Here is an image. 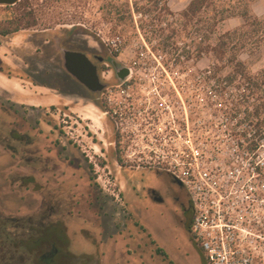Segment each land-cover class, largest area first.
Wrapping results in <instances>:
<instances>
[{
    "label": "rangeland",
    "instance_id": "1",
    "mask_svg": "<svg viewBox=\"0 0 264 264\" xmlns=\"http://www.w3.org/2000/svg\"><path fill=\"white\" fill-rule=\"evenodd\" d=\"M22 2L36 6L35 0ZM137 2L140 5L145 1ZM188 2L167 0L173 12L181 11ZM12 5H0V21L14 14V7H8ZM54 6L59 13L52 7L36 20L34 27L0 36V159L10 160L11 172L37 175L42 194L53 197L60 208L59 217L73 224L75 232L71 242L74 250H94L88 248L90 238L86 236L85 228L90 224L88 220L95 219L98 223L100 218L106 227V264H206L191 241L189 228L176 217L175 198L186 197V190L162 170L138 171L122 161L118 163L116 156L122 158L115 143V128L99 105L101 91L123 81L115 76L109 60L114 59L128 69L136 58L141 44L138 32L142 35L135 21L137 16H134V28L124 31L102 16L97 0H80L77 5L54 3ZM154 24L156 27L157 22ZM160 26L166 27L164 22ZM217 30H226L224 21ZM116 35L121 37L122 43L118 55L113 56L115 51L111 44ZM157 40L151 41L157 46ZM197 41V35L191 31L188 36L175 35L169 42H175L181 51L185 45L192 50ZM63 49L81 51L92 62L102 58L103 62L96 66L103 85L100 91H89L65 70ZM159 52L165 55L166 65L173 62L170 70L167 69L170 78H188L192 83V78H197L209 62L205 56L198 62L183 58L178 64L174 59L169 60L166 53ZM238 57L247 62L248 70L254 74L264 69V52L251 58L240 53ZM149 67L140 73L142 78H165L159 77V68L152 64ZM230 73V66L214 71L219 78L230 76ZM190 85L186 84L183 90H192ZM30 187L26 190L27 196L34 202L33 195L29 194ZM135 205L145 210L143 214H147L150 223L164 229L171 246L167 248L171 259L155 252L162 243L147 236L142 221L138 235L127 237L126 232L132 227L125 212L130 215L129 209ZM116 207H122L127 227H122L124 233L121 236L110 239L108 236L116 233L111 224ZM123 218L122 223H125ZM115 237L116 242L112 243ZM136 241L140 243L138 249H135ZM173 250L185 258H178ZM174 256L177 258L172 260Z\"/></svg>",
    "mask_w": 264,
    "mask_h": 264
},
{
    "label": "built area",
    "instance_id": "2",
    "mask_svg": "<svg viewBox=\"0 0 264 264\" xmlns=\"http://www.w3.org/2000/svg\"><path fill=\"white\" fill-rule=\"evenodd\" d=\"M138 33L128 75L101 91L121 161L162 170L186 190L189 230L206 264H264V124L246 116L254 104L248 83L214 75L208 57L194 83L170 78L173 62L166 65L155 41ZM121 43L116 35L113 50L119 53ZM151 64L165 78H142ZM246 99L249 106L239 104Z\"/></svg>",
    "mask_w": 264,
    "mask_h": 264
},
{
    "label": "trees",
    "instance_id": "3",
    "mask_svg": "<svg viewBox=\"0 0 264 264\" xmlns=\"http://www.w3.org/2000/svg\"><path fill=\"white\" fill-rule=\"evenodd\" d=\"M23 0L12 6L14 14L7 20L0 21V36H8L22 29H28L36 25V20L47 14L54 7V3L71 2L74 5L80 0H37L32 6ZM100 2L99 10L102 16L115 26H121L124 31L134 28V16L138 30L141 31L145 41L150 42L157 38L155 51L159 50L168 55V59L199 60L202 57H210L214 62L212 72L225 66L231 67V75L225 78L237 79L248 83V97L254 98L251 103L253 111L246 113L248 119H256V126L264 124V69L256 74L248 70L247 62L239 59L240 53H246L249 58L255 54L258 56L264 52V14L257 16L252 10V4L258 0H190L186 7L179 12H173L167 0H144L138 4L137 0H97ZM230 17H240L243 22L233 28L218 32V25ZM168 18L172 21L168 22ZM154 21L157 22L156 27ZM166 21V22H165ZM165 23L166 27L160 26ZM192 28V29H191ZM194 32L198 41L190 50L185 45L179 51V47L169 42L175 35L185 34L188 36ZM165 31L167 33L165 34ZM187 47V48H186ZM118 51L113 52L117 56ZM225 61V62H224ZM224 64L217 66V64ZM244 102V104H243ZM239 102L240 105L249 106V100ZM100 108H104L99 103ZM116 161H121L116 156Z\"/></svg>",
    "mask_w": 264,
    "mask_h": 264
},
{
    "label": "flooded vegetation",
    "instance_id": "4",
    "mask_svg": "<svg viewBox=\"0 0 264 264\" xmlns=\"http://www.w3.org/2000/svg\"><path fill=\"white\" fill-rule=\"evenodd\" d=\"M93 62L98 67L103 61ZM0 160V264H106V227L100 218L98 223L95 219L88 220L90 224L85 228L86 236L90 238L87 240L88 248L94 250H74L71 242L75 232L73 224L59 217L60 208L54 203L53 197L47 198V193L42 194V184L37 175L33 172H11L10 160L5 157ZM28 187L31 188L29 194L33 195L34 202L29 201L26 191ZM175 201L178 209L177 220L189 228L193 209L188 196L176 197ZM113 211L114 220L111 224L116 233L108 236L110 239L113 238L111 236H121L124 233L123 228L127 227L122 207H116ZM129 211L130 215L125 212V217L129 216L132 230L126 232L127 237L138 235L139 223L142 221V227L147 228V236L162 243V246L156 247L155 252L163 258L169 257L167 248L171 246L164 229L150 223L147 214H143L145 210L139 205L131 207ZM122 218L125 223H122ZM191 241L203 257L192 236ZM115 242L116 237L112 243ZM135 243V249H138L140 243ZM101 246L104 248L100 251L98 248ZM172 252L178 255V258H185L180 252ZM176 256L172 260H175ZM151 257L154 258L152 255Z\"/></svg>",
    "mask_w": 264,
    "mask_h": 264
},
{
    "label": "water",
    "instance_id": "5",
    "mask_svg": "<svg viewBox=\"0 0 264 264\" xmlns=\"http://www.w3.org/2000/svg\"><path fill=\"white\" fill-rule=\"evenodd\" d=\"M19 0H0V5H12ZM63 66L65 70L79 83L85 86L91 92L100 91L103 87L99 80L97 67L90 58L81 51L63 49ZM102 60V58H98ZM115 76L119 81L125 79L128 75V69L118 64L114 59L109 60Z\"/></svg>",
    "mask_w": 264,
    "mask_h": 264
},
{
    "label": "crops",
    "instance_id": "6",
    "mask_svg": "<svg viewBox=\"0 0 264 264\" xmlns=\"http://www.w3.org/2000/svg\"><path fill=\"white\" fill-rule=\"evenodd\" d=\"M190 1V0H189ZM252 10L257 16L264 14V0H258L252 4ZM243 22L240 17H230L224 21L227 29H233ZM6 81H12L10 78H4ZM1 83V81H0Z\"/></svg>",
    "mask_w": 264,
    "mask_h": 264
}]
</instances>
